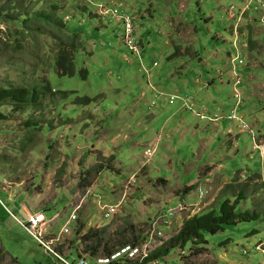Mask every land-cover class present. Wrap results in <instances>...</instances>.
<instances>
[{"label": "rangeland", "instance_id": "rangeland-1", "mask_svg": "<svg viewBox=\"0 0 264 264\" xmlns=\"http://www.w3.org/2000/svg\"><path fill=\"white\" fill-rule=\"evenodd\" d=\"M157 1L160 2L157 4ZM164 1L0 0V18H2L0 19L2 24L0 36L4 38L0 39V89L15 86L25 87L29 90H33L34 88L42 90L44 86L50 87V92L41 96L38 104L31 105L28 108L24 109L25 104L23 107L11 102L0 104V245L3 248V252L11 260L18 264L56 263L52 256L47 253L45 255L37 240L21 224V221L25 217L20 208L22 202H26L24 195L19 197L21 187L30 202H35L39 199L40 205H46L44 212L40 211L37 214L44 213L47 220L55 216L57 212H62L63 210L64 214H68L71 199L78 201L79 197L83 196L85 203V198L88 195H93L97 199L100 198V195L95 191H83L79 193V190H76L74 187H72V191L74 192L67 193L65 191L70 190L69 188L67 189V183L62 182L64 181L63 179L56 181L55 178L50 177L54 170L56 174H60L58 178L61 174L64 175L70 154L75 153L76 149L77 151H83V141L91 143L92 134L85 132L83 135V125L80 128H73L69 131L70 127L65 128L60 123L61 120L65 121L73 116L77 119L78 115H82L83 117V110L96 116L110 106V97L111 99H117L120 96L127 105L130 98L136 97L135 95L137 94H142L144 85L147 86L149 81L152 85L171 83L173 79L174 81H178L174 74L180 71V60L185 64V68H187L186 64H189L186 74L181 73L182 78L184 79L187 76L192 81L196 79L198 74H203L204 77L208 73L214 75L213 68L215 66L222 67L220 63L212 58L213 40L210 37L205 38L204 41L203 38L200 39L202 46L199 49L197 48L202 58L209 59L208 63L210 67L205 70L195 69L194 64L197 60L190 55H185L184 57L177 55L171 60L168 56L160 59V49L157 48L156 42L159 40V37L163 36L156 32L157 28L155 26L154 30L149 28L150 18L141 22L145 27V34L151 37L150 43L145 42L144 48H142L140 53L141 60H138L139 58L132 56L124 49L121 45L122 41L117 36L118 33L122 32V26L119 23L124 22L123 19L126 21L128 18H123L126 16L132 18V22H134V17L131 14L133 12L132 7L135 4L138 5L139 9L147 8L150 10L155 18V22L163 21L165 15L181 17L183 20H186L189 26H197L200 30V35L202 33L204 37L206 35L211 36L216 29H222L221 25H227L220 15L215 16L212 20H208L210 17L209 4L215 0H189L186 3L187 10L185 14L179 13L178 4L180 0H174L175 3L171 5L168 13L166 12V8L163 7ZM262 1L264 2V0ZM149 2L154 3L155 6H150ZM222 2L227 7L231 3L236 2V0H222ZM160 8L162 9V13ZM108 9L116 11L117 14H109ZM263 12L264 9L255 8V4H251L246 14L251 13L252 18L254 13L257 14L259 16V23L264 27V24L261 22ZM41 13H44V15L41 16ZM98 14H103L102 16L106 18H101ZM45 16L59 17L60 20L49 21L46 20ZM243 36H245L244 30H242L241 37L237 41H231L233 48L232 57H238L239 60H243V65L241 66L249 63L246 65V68L250 69L251 73H256L258 82L254 84L260 85L264 83V51L260 62H252L249 57L245 60L244 52L248 48V42L246 39H242ZM261 42L264 46V36L261 38ZM102 48H106L107 51L111 48L118 49L115 61L108 62L102 60L94 62L89 58L91 51ZM63 50H68L71 58L74 59L76 74L72 77L62 76L58 73L57 61L63 57ZM123 54L132 59L131 64L122 58ZM253 55L257 58L256 52ZM230 64L232 65V63ZM200 66L202 67V65ZM241 66L238 67L236 65L235 70L232 71V66H230L233 87L228 86L227 88V85L220 87L221 90L226 91L224 94L226 99H229L232 93L235 95L236 92L243 96L241 86L245 83L246 79L243 74L239 73ZM83 70L87 72L85 78L83 77ZM236 74L243 77V83L239 87L234 86ZM128 80H130L129 86L127 85ZM150 85L148 86L150 87ZM117 88H120V90ZM130 88L131 90H129ZM188 91L185 90V92ZM250 92L254 93L253 96L247 97L246 106L243 103L240 104V108V105L238 106L237 115L241 118L242 114H244L243 121L245 124L249 127L251 126L258 136L263 137L264 91L262 92L255 87ZM177 95L179 97L185 96L182 92ZM148 96L149 92L147 91L145 97L148 98ZM76 98H90L93 102L79 105L73 103ZM184 102L186 108L193 114L192 118L187 115L189 118V120H186L188 125H192L193 128H200L201 131L204 130L207 124L200 121L199 116L188 108L192 102ZM233 102L236 103V101ZM201 106L200 104L196 106V113L203 110ZM159 107L160 105L156 106V109ZM159 112L160 110H156L155 113ZM228 112L229 110L226 111V113ZM166 113H168L167 116L169 117L171 112L166 110ZM226 113L225 115H228ZM180 115L177 114L170 122H173V125L176 124L180 119ZM165 120L166 116L163 114L161 119L152 118L151 122L161 124ZM218 122H220L219 128L216 129L215 133L218 131L219 136L213 138L209 149V151H216L211 163L214 165L218 162L219 165H222L223 170L221 175H225L232 180L237 179L235 180L237 181V185L231 188H235L238 194L242 192L239 196H249V199L247 198L241 202L237 213L250 211L264 215V174L262 172L260 155L253 148V139L249 133L237 136L236 141L239 142L238 145L242 149L241 154L234 158L231 156V151L225 150L228 157L224 159L222 146L225 144L224 140H227V136H223L221 126L226 125V128L227 123L231 124L233 121L225 118L218 120L216 124ZM85 123L93 125L91 120L85 119ZM210 128H207L208 130L205 135L210 134ZM85 135H88L86 140L83 139ZM129 136L127 134L125 136L126 139ZM92 142V146H94L95 141ZM175 146L177 149L180 147L185 150L184 154L191 153L190 144H188V150L185 144L180 145L175 143ZM162 148H164V145ZM148 150H152V152L147 153ZM153 154L154 150L147 148L144 151L142 161L145 163L149 162ZM208 154L207 151L204 161H207ZM127 157L128 155L125 151L122 152V155L119 154L118 160L124 165L120 168L123 176L127 173L126 168L129 167L130 159H126ZM63 158L64 160L62 161ZM159 160L161 159L158 158ZM161 161H163V164L157 167L160 172H156V169L153 168V173L155 174L152 178L165 177L166 173H170L175 178L168 161ZM57 164H59V168H56ZM178 164L180 168V163ZM242 171L245 172V176L256 177L258 175L261 176V179L255 182L252 181V178L241 181L240 179L242 177L244 179L245 176L243 174L238 176L237 174ZM196 174L197 171H188L184 177L194 179L196 178ZM96 175L97 173L93 172L92 178ZM236 176L238 177L236 178ZM115 177V172L107 168L102 173L101 178H99V182L102 183ZM117 178L120 177L117 176ZM21 179L23 182L17 184ZM123 180H119L116 183V186H118L115 187L120 192L119 196L122 195V198H125L127 192L132 191L137 184L133 178L126 179L127 181ZM158 181L164 180L160 179ZM167 185H169V182H167ZM31 189H33V192H29ZM56 191H59L60 194L57 195ZM203 191L205 190L203 189ZM151 192H153L152 188L147 191L146 200L151 197ZM87 193L89 194L87 195ZM197 193L199 194V192L193 190L191 195L186 198L184 204L188 207L200 205L195 203L198 200ZM231 194L230 192L226 193V195ZM220 198V196L215 198L213 207L216 206ZM140 200L141 198L124 202L122 204L125 210L124 214L104 220L105 223L98 228L105 230V241L109 240V247L116 249L120 247V242L127 243V245L135 241L141 243L150 234L154 224L159 229L160 225L157 217H147L146 210L149 208L150 200L144 201L139 206ZM181 200L184 201V199ZM101 201L103 202L102 199ZM178 201L180 200L166 206V208L173 207L175 209L167 208V210H176L179 204ZM180 203L183 202L181 201ZM188 211L189 208L183 212H176L175 216L181 215L183 218H188ZM204 211L202 209V212ZM97 212L99 213V211L93 213ZM154 212L151 209L153 215ZM164 216H167V212ZM81 222L83 224V221ZM79 227V223L75 224V230L63 238V243L68 247L65 248L64 252L68 249L70 250L71 254L68 259L71 262L77 260L78 254L83 252L85 247L82 241H77L83 236V229L82 233H76V229ZM173 227L172 233L175 232V225ZM48 228L49 226L46 229L48 230ZM160 232L165 238L164 244L152 253L157 256V259L150 260L148 264H153L155 261H158V264H264V252H257L256 250L261 242H264V217L261 221L228 226L223 233L215 236L205 234V244L197 248L188 245L185 251L166 249V245L170 239L165 237L163 231L160 230ZM91 244L93 243L90 241L88 245ZM103 250L104 245L99 249L100 254ZM199 255H203L204 258L194 259ZM0 264L12 263H7V258L3 257L0 253Z\"/></svg>", "mask_w": 264, "mask_h": 264}, {"label": "crops", "instance_id": "crops-1", "mask_svg": "<svg viewBox=\"0 0 264 264\" xmlns=\"http://www.w3.org/2000/svg\"><path fill=\"white\" fill-rule=\"evenodd\" d=\"M188 1L189 0H180L178 4V10L180 14L186 13V3ZM159 2L160 1H157V4ZM239 2L240 0H236V2L233 3ZM174 3V0H165L163 2V7L166 8L167 13L170 11L171 5ZM149 5L155 6V4L151 2H149ZM209 6L210 17L208 20H212L215 16L220 15L223 17L224 22L227 23V25H221L222 29H216L213 31L211 36L206 35L204 37L202 33L200 35V30L197 26H189L186 20H183L181 17H170L165 15L163 17L164 22H155V18L151 14L150 10L147 8L139 9L137 4L133 5V12L131 16L134 17V23L137 27V34L142 48H144L145 42L148 44L150 43L149 40L151 37L145 34V27L141 24V22L144 20H149L148 18H150L151 20H149V28L154 30L155 26L157 28L156 32L163 36L159 37V40L156 42L157 48L160 49V59L168 56L171 60L177 55L183 57L185 55H190L197 60V62L194 64V68L197 70H205L210 67L208 63L209 59L202 58L198 53L197 48L199 49V47L202 46V41L200 39L203 38L204 41L205 38L210 37L213 40L212 58L216 62L220 63L222 67L215 66L213 68L214 75H210V73H208L207 76L204 77L203 74H198L196 79L192 81L187 76H185L184 79L182 78L181 73L186 74L189 64H186L187 68H185V64L182 60H180V71H177L174 74V76H176V80L179 82L174 81L173 79V82L171 83L152 85V83L149 81L148 85L151 84L150 87L143 84L144 89L141 92L142 94H137L135 95L136 97L130 98L127 105L120 96H118L117 99H111L110 97V106L96 116L92 115L86 110H83V117L82 115H78L77 119H75L73 116L65 121L61 120L60 123H62L65 128L70 127L68 129L69 131L73 128H80L83 125V135L85 132L92 134L91 143H85L83 141V151H77L76 149L75 153L70 154V159L67 161V169L64 175L61 174V176L58 178L60 174H56V171L54 170L50 176L55 178L56 181L63 179L64 181L62 182L67 183V189L69 188L70 190L65 191L67 193H71L72 187H74L76 190H79V193L83 191L87 192L88 190L95 191L98 195H100V198L105 203L123 204L126 201H132L133 199L138 200V198H141L139 201L140 206V204L144 201L150 200L149 208L146 210L147 217H157L160 225L159 229L163 231L167 239H171L175 234L178 233L182 226L183 219L185 218H183L181 215L175 216V214H170L171 210L175 208L167 207L172 208L171 210H167L166 206H169V204L172 202H176L177 200H180L178 203L181 201L186 202V198L191 195L193 190H196L197 192L203 189L208 190L209 195L206 199L200 200L199 194L197 193L198 200L195 202L196 204L202 205L201 209L204 211L206 209H217L219 203L224 200H230L233 202L240 194H238L235 188H231L237 185V181H235L237 179L232 180L225 175H221L223 170L222 165H219L218 162H216L214 165L211 163V160L214 159V154L216 151H209V149L212 145L213 138L219 136L218 131L216 133L215 131L219 128V123L222 120L217 124L200 120L207 124L206 128L202 131L200 128H193L192 125H188V122H186V120H189L187 115L192 118L193 114L186 108L184 102L185 98L192 99V101L195 103V106L198 104L202 105L201 107H203V109H205L211 116L214 114L226 116V111L229 110V112L226 113L229 114L231 110L234 109L236 104L233 102L236 101L234 100L235 98L233 93L231 92L232 94L230 95L229 99H226L224 96L226 91L221 90L220 88L224 85H227V88L228 86L233 87V80L230 73V66H232L230 63L233 59V48L231 45L233 38V22L230 21L227 16L229 6L226 7L222 0H215L214 2H211ZM160 11L162 13L161 8ZM250 14L251 13L245 16L246 21L244 20L242 24V30L245 31V36H243L242 39H246L249 48L245 49L244 59L246 60L249 57L252 62H260L261 55L264 51V46L261 42V38L264 36V27L259 23V16H257V14L254 13L253 18ZM119 25L121 26V24ZM121 45L123 46V44ZM124 49L126 50L125 47ZM117 52L118 49L116 48H111L108 51L106 48H102L91 51L89 53V58L94 62L102 60L112 62L115 61ZM254 52H256L257 58L254 57ZM122 58L129 64L132 63V59L128 58L126 54H123ZM248 64L249 63H245L244 66L239 68V73L243 74L246 79L245 83H243L241 86V90H243L242 103L244 105L247 97L253 96L254 93H251L250 91L254 90L255 87L262 92L264 91V83H261L260 85L254 84L258 82V77L256 76V73H251L250 69L246 68V65ZM200 65H202V67ZM138 71H140V69H138ZM127 83L129 86L130 80H128ZM117 89L120 90V88ZM129 90H131V88ZM185 90L189 91L185 92ZM147 91L149 92L148 98L145 97ZM181 92L185 95L184 97H179V95H177ZM190 92H192V94H190ZM157 94L159 95L157 96ZM171 96L176 97V99L171 100ZM159 105L160 107L156 109V106ZM240 107L241 105L239 108ZM156 110H160V112L155 113ZM166 110L171 112L169 117L167 116L168 113H166ZM163 111H165V113H163ZM163 114L166 116V120L163 123L159 124L151 122L152 118L161 119ZM177 114H181L180 119L176 124L173 125V122L170 121ZM243 115L244 114L241 116L242 119L244 117ZM85 119L91 120L93 125L85 123ZM225 126L226 125L221 126L223 136H227V140H224L225 144L222 146V149L224 150V159H227L228 157V154L225 152V150L231 151V156L236 158L242 152L241 147L238 145L239 142L236 141V137L246 134L241 132L236 122L231 124L227 123L226 128ZM209 127H211L210 134L205 135L208 130L207 128ZM250 128L253 129L251 126ZM127 134L130 136L126 139L125 136H127ZM256 136L261 137L258 136V134H256ZM87 138L88 135L83 136L84 140ZM92 141H95L94 146H92ZM175 143L180 145L185 144L187 150L188 144H190L191 153L184 154L185 150L181 149L180 147L177 149ZM163 145L164 148H162ZM147 148H152L154 150V154L150 158L149 162L145 163L142 160L144 158V151ZM123 151H125L128 155L126 159H130L129 167L126 168L127 173L124 174V176L123 172L120 170V168L124 165L118 160L119 154L122 155ZM207 151L209 153L208 159L207 161H204ZM158 158L168 161L170 164V169H172L174 172L175 178H173V175L170 173H166L165 177L152 178V176L155 174L153 173V168L156 169V172H160L157 167L163 164V161H158ZM63 160L64 158L62 161ZM178 163H180V168ZM98 166H101L102 171H100V173H98L95 177L92 178V174L90 176H87L86 174L87 180L92 181L93 184L88 187L83 186L82 189L79 187V189L78 184L81 179V174L83 173V177L85 178L86 172L93 171V169ZM56 168H59V164H57ZM107 168L114 171L116 177L100 183L99 178H101L102 173ZM178 168L179 170L176 171ZM188 171H197L196 178L190 179L189 177H184ZM244 173L245 172L242 171L237 175H244ZM117 176L120 178H117ZM238 176H236V178ZM132 178L135 180L137 186L132 191H128L127 195L125 194L127 198L126 196L125 198H122V195L119 196L120 192H118V188H116L118 186H116V183L122 179L127 181L126 179ZM251 178L253 179V177L245 176L244 179L242 177L240 180H249ZM160 179L164 180L165 182L158 181ZM252 181H258V179H253ZM22 182L23 180L21 179L17 182V184H21ZM167 182H169V185H167ZM151 188L153 189V192L150 193L151 197L146 200V193L147 191L151 190ZM29 192H33V189L29 190ZM227 192L232 194L226 195ZM56 193L57 195L60 194L59 191H56ZM23 195L26 199V202H22L20 211L24 215L26 213L29 214V212L33 214H37L40 211L44 212L46 205H40L39 199L35 202H30L29 199H27V196H25V191L21 187L19 197ZM219 196L221 198L218 200L216 206L213 207L215 198ZM248 197L249 196H244V200ZM181 199H184V201ZM76 201V199H71L70 205L68 207V214H64L63 210L62 212H57L55 216L49 219L51 222L49 224L48 230L46 229L47 233L53 238L57 236L61 237L62 252H64L67 246L63 243V238L75 230L74 225L69 234H62V229L73 210L71 205L73 203L74 206ZM151 209L155 211L154 215L151 213ZM96 211H99V213H93ZM124 211L123 205H121L120 212L115 216L123 215ZM166 212L167 216H164L166 215ZM104 220L105 219L103 218L98 207L97 197L93 195L86 197L85 203H83V207L76 222V224L79 223L80 226L82 225L83 236L87 231L93 228L98 229L100 226H102L103 223H105ZM81 221H83V224H81ZM173 225H175L174 233H172ZM0 253L3 257L7 258V263L18 264L17 262L11 260L9 256L3 252L1 245ZM44 253L45 255L48 254L45 251ZM84 255L87 258L96 257L91 256L89 253ZM201 258H204V256L199 255L194 259Z\"/></svg>", "mask_w": 264, "mask_h": 264}, {"label": "built area", "instance_id": "built-area-1", "mask_svg": "<svg viewBox=\"0 0 264 264\" xmlns=\"http://www.w3.org/2000/svg\"><path fill=\"white\" fill-rule=\"evenodd\" d=\"M242 4V5H241ZM251 4H255V8L264 9V2L262 0H240L238 4L233 3L229 7L228 17L229 20L233 21V38L232 41H237L241 37V25L247 15L248 8ZM258 5V6H257ZM109 14H117L116 11L108 9ZM108 14V15H109ZM99 15V14H98ZM103 14L99 15L101 17ZM122 17V16H121ZM128 18L126 21L121 22V26L123 27V33L120 36V39L127 49V51L131 54L139 56L141 52V42L138 38L135 23L132 22V18L129 16L123 17ZM261 22L264 24V12L261 19ZM0 28L2 29V24L0 22ZM232 70H235L236 65H243V60H239L238 57H233L231 60ZM243 83V77L239 74H236L234 77V86L239 87ZM234 95V94H233ZM174 97H172L173 99ZM234 98L236 100V104L231 113L226 116L214 114L213 116L209 115L205 109L201 112L196 113V106L192 99L185 98L184 100L187 103L192 104L188 107L194 114H197L201 120L207 121L209 123L215 124L220 119H228L229 121L236 122L239 126V129L242 133H249L252 137L253 148L260 155L262 172L264 174V137L258 138L253 129L245 124L242 118H239L237 115L238 106L242 103L243 96H241L238 92L235 93ZM152 150H148L147 153H151ZM146 153V154H147ZM91 192V191H87ZM89 193H87L88 195ZM208 191L199 190V198L200 200L206 199L208 197ZM88 195L87 197H89ZM84 203L83 196L79 197V200L73 206V210L68 217L63 229L62 234H69L71 229H73L76 224L79 216V211L82 209ZM121 203L118 204H110L102 202L100 198H98V207L99 210L105 220H109L113 218L120 212ZM202 205H194V206H186L183 203L178 204V208L176 210H171L170 214H175L176 212H183L187 208L189 211L187 213V217H191L202 212ZM24 220L21 221V224L28 230V232L37 240V242L43 247V249L53 257L55 260V264H148L150 260H148L153 254V252L161 247L164 244L165 238L162 236L160 229L154 224L151 229L150 234L144 238V240L137 246L132 245H124L116 248L109 255H98L94 258H87L83 253L78 255L76 261H69L68 257L71 254L68 249L66 252H59L58 247L62 245L61 237L48 238V233L46 228L49 226L50 222L46 219L44 213H40L37 215L31 214L29 212L24 215ZM68 248V247H66ZM257 252H264V242L257 247ZM152 254V255H151ZM153 264H158V261L153 262Z\"/></svg>", "mask_w": 264, "mask_h": 264}, {"label": "trees", "instance_id": "trees-1", "mask_svg": "<svg viewBox=\"0 0 264 264\" xmlns=\"http://www.w3.org/2000/svg\"><path fill=\"white\" fill-rule=\"evenodd\" d=\"M40 15L42 16L44 15V13H41ZM45 18H47L46 20H49V21H52V20L56 21L58 19L60 20L59 17L53 18V16H45ZM121 31H122L121 33L117 34L119 38L121 34L123 33V27ZM1 32L2 31L0 30V35H1ZM0 39H4V38L0 36ZM63 52H64L63 57L57 61L58 73L62 76L72 77L76 74V66L74 63V59L71 58V54L68 52V50H65V51L63 50ZM131 55L136 58L138 57L137 55H134V54H131ZM86 74L87 72L83 70L84 78ZM48 92H50L49 86L42 87V90H39L37 88H34L33 90H29L28 88H25V87L9 86L7 88L0 89V104L11 102V103L20 105V107H23V105L25 104L24 106V109H25L31 105L33 106V105L38 104L40 97L43 95H46ZM91 102H93V100L90 98H76V100L73 103L81 105V104H89ZM100 171H102V168L101 166H98L94 168L93 171L86 172L85 178L83 177V173H82L78 187L82 188L83 186L85 187L90 186L92 184V181H88L87 176H90L93 172L98 174L100 173ZM253 179L260 180L261 176L256 175V177H253ZM241 193L242 192H240V194ZM243 200H244V195H240L233 202L230 200L222 201L218 205L217 209H208L202 212L201 214H197L192 217L185 218L183 220L182 226L180 230L178 231V233L175 234L168 241L166 245V249L168 250L169 249H180V250L185 251L188 245H191L194 248H197L198 246L205 244V241H204L205 234L215 236L219 233H223L225 231V228L228 226H235L240 223H250L253 221H261L264 217L262 213L250 212V211L237 213V209ZM82 229L83 227L80 226L79 228L76 229V233L77 234L82 233L81 232ZM105 233H106L105 230H102V229L89 230L84 236H82L81 239L77 240V241H82V243H84L85 245L83 252L81 253H85V254L89 253L91 256L111 254L112 251H114L115 249L114 247L108 246L109 240L105 241ZM48 238H52V236L48 234ZM90 241L93 244L88 245ZM139 243H140L139 241H135V242H132V244L130 245L137 246ZM103 245H104V250L100 254L99 249ZM119 245L121 247V246L127 245V243L120 242ZM61 247L62 245L58 247L59 252H62ZM41 248L43 249L42 246ZM78 255H80V253ZM156 257L157 256H155L154 254L148 260L157 259Z\"/></svg>", "mask_w": 264, "mask_h": 264}, {"label": "clouds", "instance_id": "clouds-1", "mask_svg": "<svg viewBox=\"0 0 264 264\" xmlns=\"http://www.w3.org/2000/svg\"><path fill=\"white\" fill-rule=\"evenodd\" d=\"M233 4V3H232ZM237 4V3H236ZM231 5V4H230ZM230 5H229V7H230ZM229 7H228V11H229ZM228 11H227V16H228ZM101 17V16H100ZM101 18H106V17H101ZM229 18V17H228ZM231 21V20H230ZM233 22V21H232ZM135 27H136V25H135ZM136 31H137V29H136ZM240 31L242 32V25H241V28H240ZM138 35V34H137ZM139 38V37H138ZM123 44V43H122ZM124 46V45H123ZM141 49H142V46H141ZM127 50V49H126ZM141 53V52H140ZM137 58H139L140 59V54H139V56L137 57ZM159 94H157V96H158ZM172 97H174V96H171L170 98H171V100H174V99H176V97H174L173 99H172Z\"/></svg>", "mask_w": 264, "mask_h": 264}, {"label": "bare ground", "instance_id": "bare-ground-1", "mask_svg": "<svg viewBox=\"0 0 264 264\" xmlns=\"http://www.w3.org/2000/svg\"><path fill=\"white\" fill-rule=\"evenodd\" d=\"M238 4V3H237ZM88 187V186H87ZM40 214V213H39ZM34 215H37V214H34ZM113 252V251H112Z\"/></svg>", "mask_w": 264, "mask_h": 264}, {"label": "water", "instance_id": "water-1", "mask_svg": "<svg viewBox=\"0 0 264 264\" xmlns=\"http://www.w3.org/2000/svg\"><path fill=\"white\" fill-rule=\"evenodd\" d=\"M72 192H73V191H72ZM72 192H71V193H72Z\"/></svg>", "mask_w": 264, "mask_h": 264}]
</instances>
